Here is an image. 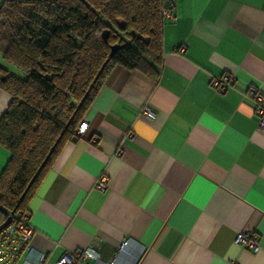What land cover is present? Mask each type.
<instances>
[{"label": "crops", "instance_id": "0c3cea01", "mask_svg": "<svg viewBox=\"0 0 264 264\" xmlns=\"http://www.w3.org/2000/svg\"><path fill=\"white\" fill-rule=\"evenodd\" d=\"M173 15L156 77L114 65L81 117L85 131L26 199L41 264L94 242L100 260L87 264H126L130 251L133 264H264V132L243 94L264 93V0H175ZM0 64L14 68L1 54ZM224 73L232 82L220 95L210 79ZM10 99L0 88V116ZM9 157L0 145V175ZM103 174L107 187L96 189ZM244 227L256 251L236 243ZM23 255L12 238L0 264Z\"/></svg>", "mask_w": 264, "mask_h": 264}, {"label": "trees", "instance_id": "16d2710c", "mask_svg": "<svg viewBox=\"0 0 264 264\" xmlns=\"http://www.w3.org/2000/svg\"><path fill=\"white\" fill-rule=\"evenodd\" d=\"M161 5V0H0V54L22 73L16 77L0 65V88L11 96L0 116V145L10 153L0 175V223L13 210H25L40 176L60 146L72 139L114 65L156 77L164 21Z\"/></svg>", "mask_w": 264, "mask_h": 264}, {"label": "built area", "instance_id": "2783aa9c", "mask_svg": "<svg viewBox=\"0 0 264 264\" xmlns=\"http://www.w3.org/2000/svg\"><path fill=\"white\" fill-rule=\"evenodd\" d=\"M161 2L162 19H174L173 9L175 6V0H161ZM231 82V75L224 73L219 77H211L210 86L214 92L221 95L225 93L226 88L231 84ZM243 94L253 101L255 114L257 116V129L264 132V93L255 86H248ZM140 112L148 118H153L155 116V112L147 105H143L140 109ZM86 127L87 121L85 118L79 120L74 129V135L72 139L75 140L81 136ZM94 187L96 189H105L107 187V177L104 174L100 175L96 179ZM8 216L11 217L10 223L0 231V249L6 250L8 241L12 238H15L24 244L22 264H41L44 261L45 255L43 252L36 251L30 242L33 229L30 226L28 220V212L25 210L14 213L10 212ZM235 241L243 248L252 251H256L259 248V240L256 234L249 227H244L237 231L235 234ZM129 242V239L122 241L118 247L119 251L124 250V248L130 244ZM128 255L130 257L127 256L126 264H133L137 254H133L132 251H130ZM89 258L100 260L98 253L95 251L92 245L83 249L71 251L70 253L63 255L58 261H56L55 264H87V259ZM114 262L115 258L109 262H102V264H114Z\"/></svg>", "mask_w": 264, "mask_h": 264}, {"label": "water", "instance_id": "95a60500", "mask_svg": "<svg viewBox=\"0 0 264 264\" xmlns=\"http://www.w3.org/2000/svg\"><path fill=\"white\" fill-rule=\"evenodd\" d=\"M105 35H103V39H105ZM116 49V45H114L111 50H110V53H109V56L112 55V53L114 52V50ZM108 59L109 57L104 61V63L102 64V66L100 67L99 71L97 72V74L94 76V78L92 79L91 83L89 84L87 90L85 91V93L83 94V96L81 97L80 101L78 102V104L76 105V108L75 110L73 111L72 115L70 116V118L68 119V121L66 122L65 126L67 127L69 125V123L71 122V120L73 119L75 113L77 112V110L79 109L80 105L82 104V102L84 101V99L86 98L89 90L91 89V87L93 86V84L95 83L99 73L102 71L104 65L108 62ZM61 135H59V137L56 139L55 143L52 145V147L50 148L48 154L46 155V157L44 158L43 162L41 163V165L39 166V168L37 169V171L35 172V174L33 175V177L30 179V181L28 182L25 190L23 191L22 195L20 198H22V196L25 194V192L27 191V189L29 188V186L31 185V183L33 182L34 178L36 177V175L38 174V172L40 171L41 167L45 164L47 158L49 157L51 151L53 150V148L55 147V145L57 144V142L59 141ZM14 211V210H13ZM12 211V212H13ZM11 221V217L8 216L4 219V221L2 223H0V231L10 223ZM93 248L95 249L96 251V248H97V243L94 242L92 244Z\"/></svg>", "mask_w": 264, "mask_h": 264}, {"label": "rangeland", "instance_id": "374dc122", "mask_svg": "<svg viewBox=\"0 0 264 264\" xmlns=\"http://www.w3.org/2000/svg\"><path fill=\"white\" fill-rule=\"evenodd\" d=\"M1 65V64H0ZM3 66V65H2ZM13 67V66H12ZM8 72L9 73H11V74H13L14 76H16V77H22V73L20 72V70L19 69H17V68H8Z\"/></svg>", "mask_w": 264, "mask_h": 264}]
</instances>
